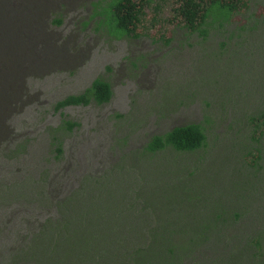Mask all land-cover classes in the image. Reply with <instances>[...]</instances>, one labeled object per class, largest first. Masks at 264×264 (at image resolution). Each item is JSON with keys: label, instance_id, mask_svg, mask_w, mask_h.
Instances as JSON below:
<instances>
[{"label": "rangeland", "instance_id": "374dc122", "mask_svg": "<svg viewBox=\"0 0 264 264\" xmlns=\"http://www.w3.org/2000/svg\"><path fill=\"white\" fill-rule=\"evenodd\" d=\"M110 1L0 0V264L13 249L2 237L60 197L96 200L159 264H264V0L217 16L206 37L159 22L168 7L146 11L138 38L110 32L97 14ZM96 79L109 103L56 109ZM64 120L76 127L58 159ZM191 123L202 150L142 146Z\"/></svg>", "mask_w": 264, "mask_h": 264}, {"label": "trees", "instance_id": "16d2710c", "mask_svg": "<svg viewBox=\"0 0 264 264\" xmlns=\"http://www.w3.org/2000/svg\"><path fill=\"white\" fill-rule=\"evenodd\" d=\"M168 7L170 17L161 18V11ZM249 8V0H111L108 5L97 12L111 22L110 32L118 38L142 35L141 25L147 16L146 11H153V18L160 16L159 22L178 29L182 27L188 35L206 37L211 22L216 17L230 22L238 13ZM264 12V11H263ZM262 12V13H263ZM261 16V15H260ZM61 20L55 23L60 25ZM106 24V23H105ZM169 32V31H168ZM166 32L160 40L170 42L172 33ZM113 97L112 86L103 79H96L83 93L70 95L56 104L61 110L70 106H88L92 103L104 105ZM264 126V111L255 117ZM76 123L64 120L50 141L62 154L61 142L65 130L72 131ZM64 132V133H63ZM62 133V135H61ZM65 135V134H64ZM261 135V134H260ZM260 137L258 138V142ZM207 143L203 127L196 123L176 126L170 131L155 135L143 143L149 153H158L166 149L178 152L202 150ZM259 154L258 150V158ZM86 202V203H85ZM99 203L89 201L63 200L55 201L50 210L39 207L34 215V227L27 223L16 233L2 237L5 246H13L5 264H159L162 257L160 250L149 252L141 244V232H126L111 227V218L100 214ZM174 251L170 249L168 256Z\"/></svg>", "mask_w": 264, "mask_h": 264}]
</instances>
